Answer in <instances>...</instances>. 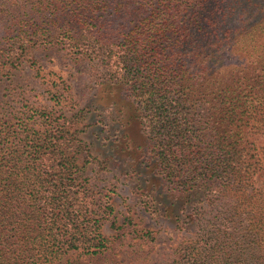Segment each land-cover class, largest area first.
I'll use <instances>...</instances> for the list:
<instances>
[{
  "label": "trees",
  "instance_id": "obj_1",
  "mask_svg": "<svg viewBox=\"0 0 264 264\" xmlns=\"http://www.w3.org/2000/svg\"><path fill=\"white\" fill-rule=\"evenodd\" d=\"M44 46L100 66L133 174L191 225L167 264H264V0H0V75ZM79 113L0 107V264L107 246Z\"/></svg>",
  "mask_w": 264,
  "mask_h": 264
},
{
  "label": "rangeland",
  "instance_id": "obj_2",
  "mask_svg": "<svg viewBox=\"0 0 264 264\" xmlns=\"http://www.w3.org/2000/svg\"><path fill=\"white\" fill-rule=\"evenodd\" d=\"M100 80L99 65L92 66L58 46L31 48L21 63L0 75V107L11 100L65 116L83 113L77 125L82 127L78 135L89 153L83 175L98 192L100 204L111 207L101 216L100 231L108 239L101 252L70 251L53 264H167L191 225L180 228L174 216L162 212L158 200L151 197L153 178L133 174L134 141L131 136L123 143V136H115L118 131L113 132L103 108L114 100L118 110L119 100L114 89ZM50 92L59 97L52 99ZM127 114L123 109L119 118L125 125L119 133L133 129Z\"/></svg>",
  "mask_w": 264,
  "mask_h": 264
}]
</instances>
